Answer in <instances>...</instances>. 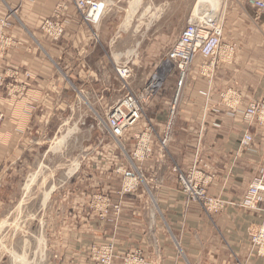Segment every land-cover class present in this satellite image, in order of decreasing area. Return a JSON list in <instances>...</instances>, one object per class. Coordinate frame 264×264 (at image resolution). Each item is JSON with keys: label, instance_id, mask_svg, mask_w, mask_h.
Listing matches in <instances>:
<instances>
[{"label": "crops", "instance_id": "obj_1", "mask_svg": "<svg viewBox=\"0 0 264 264\" xmlns=\"http://www.w3.org/2000/svg\"><path fill=\"white\" fill-rule=\"evenodd\" d=\"M62 1L0 0V17L16 11L18 19L8 31L12 46L0 57V207L10 169L48 121L60 119L77 97L88 106L80 93L99 91L96 74L106 73L102 59L94 64V29L71 2L63 13L68 26L61 40L52 41L40 30ZM97 1L113 7L111 0ZM232 7L234 12L222 19V53L213 77H203L197 67L191 72L167 159L155 155L136 164L145 184L120 196L123 175L116 169L128 166L135 141L128 134L120 148L91 145L92 153L68 185L51 194L42 229L45 245L40 238L34 253L39 259L26 254L18 261L12 256L11 264H97L90 250L110 243L116 248L113 264H124L133 253L142 254L148 264H264L250 248L252 232L264 223V198L257 210L239 206L264 168V125L244 115L250 103L264 100V12L243 1ZM171 94L170 88L153 105L156 138ZM245 133L254 137L250 149L241 145ZM175 167L210 177L209 195L227 202L226 208L210 215L200 203L187 201ZM99 193L120 204V211L109 209L101 217L100 209L92 206V197Z\"/></svg>", "mask_w": 264, "mask_h": 264}, {"label": "rangeland", "instance_id": "obj_2", "mask_svg": "<svg viewBox=\"0 0 264 264\" xmlns=\"http://www.w3.org/2000/svg\"><path fill=\"white\" fill-rule=\"evenodd\" d=\"M240 1L247 3L244 0H111L113 7L106 8L105 16L98 26L92 27L83 20L94 29V64L102 59L107 66L106 73L96 74L101 89L80 93L83 100L87 98L88 106L77 97L60 119L54 120V117L49 120L35 143L10 169L5 201L0 207V264H11L12 256L19 257L21 261L20 256L26 254L29 259H39L34 253L40 238V244L45 245L42 229L47 222L48 206L53 202L50 195L44 203L45 194L62 191L68 185L67 182L79 168L76 169V166L92 153L88 149L91 145L96 143L99 148L111 143L120 148L119 142L110 136L106 128L111 108L127 93H138L143 89L163 63L190 18L228 19L235 9L232 5ZM10 12L0 19L6 18ZM57 12L58 8L53 17L43 22L64 21L65 30L61 37L51 36L40 28L52 41L61 40L68 26L63 17L64 10ZM12 19L15 22L13 27L4 31L11 42L9 45H0V57L12 46L8 31L14 29L18 22L13 16ZM123 65L130 67L132 72L126 82L117 72ZM170 83H174L173 78L167 85L168 90L172 87ZM164 96L163 93L160 98ZM125 167L130 172L129 163ZM122 177L124 183L125 178ZM30 180L33 182L30 183ZM123 183L118 192L120 196H123Z\"/></svg>", "mask_w": 264, "mask_h": 264}, {"label": "built area", "instance_id": "obj_3", "mask_svg": "<svg viewBox=\"0 0 264 264\" xmlns=\"http://www.w3.org/2000/svg\"><path fill=\"white\" fill-rule=\"evenodd\" d=\"M253 3L258 12H264V0H244ZM75 5L82 19L90 26H98L106 13V5L97 0H63L58 5V12L67 9L66 3ZM16 12L11 11L4 19H0V45H9L10 38L4 34L5 29H11L14 25L13 19ZM203 17L202 19L190 18L187 26L181 32L169 52L166 54L163 63L155 73L148 79L143 89L138 92H129L111 108L107 117L106 128L110 136L119 142L128 134L135 141V149L129 157L130 172L121 166L118 173L123 174L124 183L121 195L133 193L140 190L145 180L141 170L136 164H141L159 155L161 159H167L168 148L173 140V132L179 115L180 103L186 87L191 81V72L197 67L198 72L205 78L211 79L220 63L221 49L224 38V25L221 18ZM17 20V19H16ZM67 24V21H66ZM51 36L61 37L65 30V22L52 23L48 20L41 26ZM232 52V49L229 51ZM202 58L204 61L198 63ZM119 76L125 82L131 78V69L123 65L117 69ZM173 78L172 94L168 103L166 119L163 130L156 138L155 126L152 123L156 115L154 104L161 94H168L167 85ZM167 93V94H166ZM224 97V95H223ZM248 121L256 120L264 125V100H256L249 104L244 112ZM4 120L0 113V125ZM143 124V126H142ZM254 144V137L245 133L241 145L244 149H250ZM122 147V146H121ZM173 172L177 175L178 183L187 201L200 203L204 210L210 215L221 213L227 202L209 195L208 185L210 177L204 176L200 170L190 169L182 171L175 167ZM126 176V177H125ZM141 184V186H140ZM264 198V168L252 181L246 195L239 203L244 209L257 210L259 203ZM111 200L101 194L92 198V206L100 209L104 217L113 208L120 211V204L112 205ZM251 252L260 259H264V223L251 234ZM90 258L97 264H113L117 258L115 245L110 243L100 247H93L90 250ZM124 264H148L140 253H133L126 256ZM236 264H242L237 262Z\"/></svg>", "mask_w": 264, "mask_h": 264}, {"label": "bare ground", "instance_id": "obj_4", "mask_svg": "<svg viewBox=\"0 0 264 264\" xmlns=\"http://www.w3.org/2000/svg\"><path fill=\"white\" fill-rule=\"evenodd\" d=\"M128 19H130V18H128ZM128 21V20H127ZM125 27V26H124ZM126 30V29H125ZM79 166L77 165L76 166V169L78 168ZM75 168V167H74ZM31 182L30 183H32L33 181L32 180H30ZM35 183V182H34ZM28 186H30V185H28ZM51 191V190H50ZM50 195H51V192H48V193H46L45 194V202L44 203H46L47 201H48V199H49V197H50ZM42 241V240H41ZM41 243V242H40ZM16 258V260H18L19 259V257H17V256H15ZM19 261V260H18Z\"/></svg>", "mask_w": 264, "mask_h": 264}]
</instances>
